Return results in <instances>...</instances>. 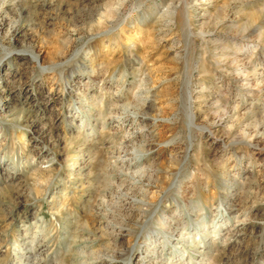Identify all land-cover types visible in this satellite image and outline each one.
<instances>
[{
    "label": "rangeland",
    "instance_id": "rangeland-1",
    "mask_svg": "<svg viewBox=\"0 0 264 264\" xmlns=\"http://www.w3.org/2000/svg\"><path fill=\"white\" fill-rule=\"evenodd\" d=\"M128 263L264 264V0H0V264Z\"/></svg>",
    "mask_w": 264,
    "mask_h": 264
},
{
    "label": "bare ground",
    "instance_id": "bare-ground-1",
    "mask_svg": "<svg viewBox=\"0 0 264 264\" xmlns=\"http://www.w3.org/2000/svg\"><path fill=\"white\" fill-rule=\"evenodd\" d=\"M33 59H35V61L36 62H38V58L37 57H33ZM190 117V116H189ZM193 117V116H192ZM191 121H193V119L191 120ZM193 122H190L189 124H192ZM190 127V126H189ZM32 248V247H31ZM30 250H33V253L35 254V255H38V254H40V251L42 250L41 249V247L39 246V245H35L34 246V248L33 249H30ZM32 253V254H33ZM128 264H130V263H128Z\"/></svg>",
    "mask_w": 264,
    "mask_h": 264
}]
</instances>
